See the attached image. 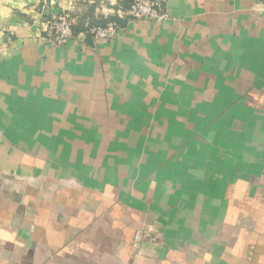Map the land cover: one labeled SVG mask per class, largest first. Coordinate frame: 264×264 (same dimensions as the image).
<instances>
[{
	"label": "crops",
	"instance_id": "crops-1",
	"mask_svg": "<svg viewBox=\"0 0 264 264\" xmlns=\"http://www.w3.org/2000/svg\"><path fill=\"white\" fill-rule=\"evenodd\" d=\"M126 1L0 0V264H264V0Z\"/></svg>",
	"mask_w": 264,
	"mask_h": 264
},
{
	"label": "built area",
	"instance_id": "built-area-1",
	"mask_svg": "<svg viewBox=\"0 0 264 264\" xmlns=\"http://www.w3.org/2000/svg\"><path fill=\"white\" fill-rule=\"evenodd\" d=\"M42 29L46 37L52 43L64 44L75 36V19L67 12L58 15L42 14ZM116 16L120 19L143 20L154 23H162L168 19V13L162 0H128L124 6H119ZM121 27L115 21H109L104 25L85 24L84 33L94 41L107 42L115 36ZM137 242L139 238H136Z\"/></svg>",
	"mask_w": 264,
	"mask_h": 264
},
{
	"label": "rangeland",
	"instance_id": "rangeland-1",
	"mask_svg": "<svg viewBox=\"0 0 264 264\" xmlns=\"http://www.w3.org/2000/svg\"><path fill=\"white\" fill-rule=\"evenodd\" d=\"M123 5H121V6H123ZM116 10H115V15H116ZM76 25H77V23H75V27H76ZM3 46H7V44H1L0 45V56L1 57L2 56H6L7 53H9L8 52V49L3 50V48H2ZM153 236H154V233L151 232V229L145 227L143 229L136 230L133 233V235H132L131 238H133V244H134V246L139 249L142 246V242H144L145 240H151V238H153ZM136 238H139L138 242H137Z\"/></svg>",
	"mask_w": 264,
	"mask_h": 264
},
{
	"label": "trees",
	"instance_id": "trees-1",
	"mask_svg": "<svg viewBox=\"0 0 264 264\" xmlns=\"http://www.w3.org/2000/svg\"><path fill=\"white\" fill-rule=\"evenodd\" d=\"M128 3V0L126 1V3L124 4V6L126 5ZM106 22L107 21H105L104 23H102V24H97V23H94V24H96V25H104V24H106ZM93 24V23H92ZM76 28L74 27V30H75Z\"/></svg>",
	"mask_w": 264,
	"mask_h": 264
}]
</instances>
